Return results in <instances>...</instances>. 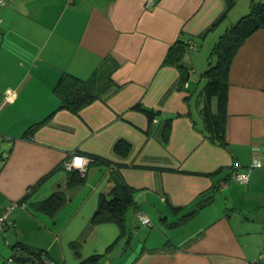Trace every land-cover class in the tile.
Wrapping results in <instances>:
<instances>
[{
    "label": "crops",
    "instance_id": "1",
    "mask_svg": "<svg viewBox=\"0 0 264 264\" xmlns=\"http://www.w3.org/2000/svg\"><path fill=\"white\" fill-rule=\"evenodd\" d=\"M3 1L0 211L19 204L0 228V264H35L26 248L44 251L41 264L93 254L100 264H264V27L230 64L224 144L209 137L217 105L203 90L212 46L256 0ZM103 59L112 69L101 98L78 113L58 108L59 76L85 79ZM72 152L104 161L68 186L61 165ZM116 181L132 187L134 205L123 223L93 221ZM54 191L65 201L53 213L33 208Z\"/></svg>",
    "mask_w": 264,
    "mask_h": 264
},
{
    "label": "trees",
    "instance_id": "2",
    "mask_svg": "<svg viewBox=\"0 0 264 264\" xmlns=\"http://www.w3.org/2000/svg\"><path fill=\"white\" fill-rule=\"evenodd\" d=\"M3 1V0H2ZM229 5L233 0H226ZM5 3V2H4ZM264 27V0L252 1L249 4L248 11L241 15L235 22L230 24L219 36L218 40L211 48L210 63L203 72L207 77L204 93L207 98L214 97L217 105L215 114L207 112L205 125L210 131L209 137L215 139L220 144H224V130H225V109L227 102V88H228V70L232 59L243 43V41L256 29ZM181 52L184 47L178 46ZM194 48V47H193ZM165 61L176 63L180 60L179 55L174 56V60L168 59ZM115 66V64H114ZM111 66L107 59H103L102 63L96 67L92 74L83 79L71 73L63 72L54 86V91L60 97L58 108H66L74 113H78L81 108L90 104L94 100L101 98L102 94L108 89L110 84ZM187 72L182 71L181 81L186 80ZM134 108L141 110L147 116L149 121L153 120L155 111L146 108L140 104L134 105ZM170 132V119H167L163 131L164 140L167 139ZM121 147H124L121 142H117L115 150L123 152ZM125 150L129 149L125 145ZM78 153V152H76ZM83 154V153H80ZM89 158L84 170L67 169L62 161V167L66 169L67 185L73 186L84 181L85 170L87 166L104 161L103 159L91 154H83ZM32 188V187H31ZM65 201V196L61 191H54L45 199L34 203L33 208L38 210H45L53 213ZM15 203V202H14ZM135 201L132 196V187L124 182L116 181L107 193H103L100 197L98 205L92 214L93 221H107L112 220L118 223H123L125 220L126 210ZM16 204H19V202ZM1 212V211H0ZM25 248V247H24ZM29 255L39 262L43 258L41 249L35 250L26 248ZM13 258L23 260L22 257L13 254ZM101 255L93 254L85 259H82L79 264H100Z\"/></svg>",
    "mask_w": 264,
    "mask_h": 264
},
{
    "label": "built area",
    "instance_id": "3",
    "mask_svg": "<svg viewBox=\"0 0 264 264\" xmlns=\"http://www.w3.org/2000/svg\"><path fill=\"white\" fill-rule=\"evenodd\" d=\"M1 4H4V1L0 0ZM192 47H194L192 45ZM14 95V92L10 89H7L5 91V96L7 99H12ZM89 158L83 154L72 152L70 153L65 159H64V166L67 169H79V170H84L87 163H88ZM260 164L257 162H253L250 164L249 168L251 167H257ZM232 177L242 183H246L248 181V173L247 171H235L232 173ZM16 203H11L10 205L7 206L4 210L0 212V228L5 229L8 226L14 225V222L8 219V215L11 212V210L15 207ZM139 217L143 223H147L149 221V218L147 215L143 213H139ZM44 254V252H43ZM264 254V253H262ZM48 264H54L53 262H48Z\"/></svg>",
    "mask_w": 264,
    "mask_h": 264
},
{
    "label": "water",
    "instance_id": "4",
    "mask_svg": "<svg viewBox=\"0 0 264 264\" xmlns=\"http://www.w3.org/2000/svg\"><path fill=\"white\" fill-rule=\"evenodd\" d=\"M18 251L20 252V254L22 255L23 258H28L30 260H32L33 262H35V264H41L40 262H38L36 259H34L31 255H29L26 252H23L22 250L18 249Z\"/></svg>",
    "mask_w": 264,
    "mask_h": 264
},
{
    "label": "rangeland",
    "instance_id": "5",
    "mask_svg": "<svg viewBox=\"0 0 264 264\" xmlns=\"http://www.w3.org/2000/svg\"><path fill=\"white\" fill-rule=\"evenodd\" d=\"M3 149H4V148H1V147H0V154H1V152H2ZM10 204H11V203H10ZM10 204H8V205H10ZM8 205H6V206L3 208V210H4L5 208H7ZM129 214H130V213H129Z\"/></svg>",
    "mask_w": 264,
    "mask_h": 264
}]
</instances>
